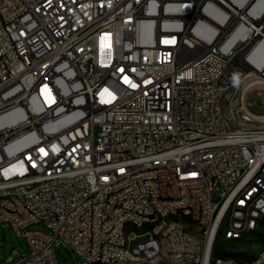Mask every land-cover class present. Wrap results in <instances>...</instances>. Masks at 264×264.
Returning <instances> with one entry per match:
<instances>
[{"label":"built area","instance_id":"2783aa9c","mask_svg":"<svg viewBox=\"0 0 264 264\" xmlns=\"http://www.w3.org/2000/svg\"><path fill=\"white\" fill-rule=\"evenodd\" d=\"M263 41L264 0H0V222L28 244L1 264H60L56 239L81 264H238L216 243L264 217V118L232 92Z\"/></svg>","mask_w":264,"mask_h":264},{"label":"rangeland","instance_id":"374dc122","mask_svg":"<svg viewBox=\"0 0 264 264\" xmlns=\"http://www.w3.org/2000/svg\"><path fill=\"white\" fill-rule=\"evenodd\" d=\"M263 85L264 82L260 84L253 83V80L246 75L241 81L242 89L245 92V102L247 106L253 113L262 118H264ZM226 103L227 101L224 99V106ZM258 226L259 228L257 231L240 239H234L233 241L227 242V239L224 236H219L216 248L221 250L220 253H228L239 263H244L246 260L253 258L254 255L261 252V247L264 244V218L259 222ZM31 228L47 230L43 223L34 224ZM145 238L146 236L144 235H138V230H136V235L135 233H130L131 248H133L135 243L140 242ZM54 247L60 264H81L80 257L66 243L56 239L54 241ZM27 255L28 244L26 238L23 235H19L15 229L9 226L8 223L0 222V264L8 258H10V261L12 262H17L22 256Z\"/></svg>","mask_w":264,"mask_h":264},{"label":"bare ground","instance_id":"6f19581e","mask_svg":"<svg viewBox=\"0 0 264 264\" xmlns=\"http://www.w3.org/2000/svg\"><path fill=\"white\" fill-rule=\"evenodd\" d=\"M260 48H262L263 55L254 53L251 59H252L253 64L259 70L264 72V41L262 42ZM263 75L264 74L260 75L255 72H249L246 76H249V78L253 80V83L260 84L264 82ZM0 79H1V72H0ZM242 86L241 84H237V92H232V106L241 105V94H245V92L242 89ZM243 112L251 113V110L247 106L245 99L243 101ZM258 165H264V157L258 158ZM2 199L11 200L12 192H1L0 206L2 203ZM258 204H260V196L251 197V206H258ZM236 205H239V196H230L228 206H218V214H226L228 213V210H235ZM183 212H184V205H175V214H183ZM263 218L264 217L258 218V225H259V222ZM191 219L199 220V211H191ZM151 224H152V217H144V225H151ZM126 225H128L132 229H135V228L139 229V220L137 219V217H126ZM230 230H231V223H220L219 234L228 235L230 233ZM255 231H256V227H249L248 231H245V233H234V239H240L244 236H248L249 234ZM138 235H144V230H138ZM225 238L227 239V237ZM195 239L198 240L200 244V248H208V241H214V232H207V236L204 232H195ZM156 241L157 243H164V233H157ZM129 246H130V233H124L121 239V248H128ZM260 255H261V252L254 255V257L251 259L257 258V256H260ZM216 258H223V252L220 253V251H216ZM209 264H218V261H211L209 262ZM238 264H246V261L244 263L238 262Z\"/></svg>","mask_w":264,"mask_h":264}]
</instances>
